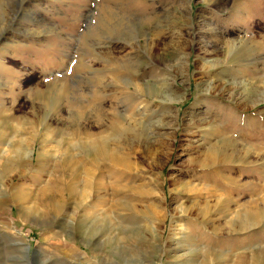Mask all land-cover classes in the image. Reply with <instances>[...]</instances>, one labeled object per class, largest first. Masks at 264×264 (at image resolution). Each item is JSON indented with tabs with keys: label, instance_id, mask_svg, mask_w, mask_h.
<instances>
[{
	"label": "rangeland",
	"instance_id": "obj_1",
	"mask_svg": "<svg viewBox=\"0 0 264 264\" xmlns=\"http://www.w3.org/2000/svg\"><path fill=\"white\" fill-rule=\"evenodd\" d=\"M0 264H264V0H0Z\"/></svg>",
	"mask_w": 264,
	"mask_h": 264
},
{
	"label": "bare ground",
	"instance_id": "obj_2",
	"mask_svg": "<svg viewBox=\"0 0 264 264\" xmlns=\"http://www.w3.org/2000/svg\"><path fill=\"white\" fill-rule=\"evenodd\" d=\"M242 43L243 41H238V42H234V41H227L225 42V49L226 51L229 50V51H236L238 49H240L242 47Z\"/></svg>",
	"mask_w": 264,
	"mask_h": 264
},
{
	"label": "snow or ice",
	"instance_id": "obj_3",
	"mask_svg": "<svg viewBox=\"0 0 264 264\" xmlns=\"http://www.w3.org/2000/svg\"><path fill=\"white\" fill-rule=\"evenodd\" d=\"M73 63H74V61H73Z\"/></svg>",
	"mask_w": 264,
	"mask_h": 264
}]
</instances>
